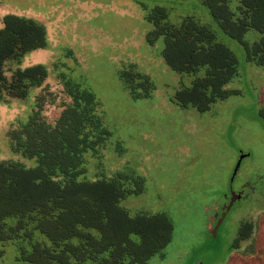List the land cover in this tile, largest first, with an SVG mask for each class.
Here are the masks:
<instances>
[{"label": "rangeland", "instance_id": "1", "mask_svg": "<svg viewBox=\"0 0 264 264\" xmlns=\"http://www.w3.org/2000/svg\"><path fill=\"white\" fill-rule=\"evenodd\" d=\"M154 6L166 8L172 23L194 17L233 51L238 74L225 88L238 93L203 112L172 100L191 76L167 65L162 36L147 41L152 24L144 16ZM7 13L43 23L47 43L20 62L5 61L6 78L36 63L45 65L47 76L25 98L5 93L0 101V161L33 166V158L13 151L11 130L33 114L54 125L71 101L65 80L80 83L99 100L110 135L83 154L79 179L126 171L143 176V192L120 205L131 215L164 212L173 224L170 241L148 264H264V63L248 61L245 46L201 0H0V28ZM260 36L251 29L243 41ZM124 69L148 76L150 96H133L119 77ZM241 225L250 233L236 241ZM18 256L17 239L0 240V264H21Z\"/></svg>", "mask_w": 264, "mask_h": 264}, {"label": "trees", "instance_id": "2", "mask_svg": "<svg viewBox=\"0 0 264 264\" xmlns=\"http://www.w3.org/2000/svg\"><path fill=\"white\" fill-rule=\"evenodd\" d=\"M201 1L221 28L245 46L248 61L263 64L264 0H236L234 7L232 0ZM144 18L152 24L147 41L153 44L162 36L167 65L191 76L172 96L175 103L203 112L238 93L225 88L238 74V60L207 25L192 16L172 23L161 6L146 11ZM2 22L0 101L5 93L23 99L43 83L45 65L17 67L10 79L2 66L44 48L46 29L40 21L14 13L5 14ZM251 29L261 36L250 44L243 35ZM119 77L137 98L150 96L154 88L148 76L132 69L121 70ZM64 86L71 101L54 125L33 114L10 132L13 151L35 164L0 161V240L17 239L21 264H148L170 241L173 224L164 212L131 215L120 205L126 196L143 192V176L126 171L111 178L79 179L85 171L83 154L104 145L110 131L90 89L69 79ZM244 229L241 225L236 241L249 236Z\"/></svg>", "mask_w": 264, "mask_h": 264}, {"label": "water", "instance_id": "3", "mask_svg": "<svg viewBox=\"0 0 264 264\" xmlns=\"http://www.w3.org/2000/svg\"><path fill=\"white\" fill-rule=\"evenodd\" d=\"M242 157H243V155H240V156H239L238 162H237V164H236V166H235V167H236V168H235V171L237 170V168H238V166H239L240 159H241Z\"/></svg>", "mask_w": 264, "mask_h": 264}]
</instances>
